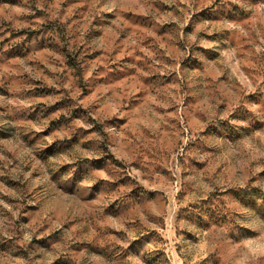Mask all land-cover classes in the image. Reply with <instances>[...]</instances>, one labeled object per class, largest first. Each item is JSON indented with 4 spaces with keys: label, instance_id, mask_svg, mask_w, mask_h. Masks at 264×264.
<instances>
[{
    "label": "rangeland",
    "instance_id": "374dc122",
    "mask_svg": "<svg viewBox=\"0 0 264 264\" xmlns=\"http://www.w3.org/2000/svg\"><path fill=\"white\" fill-rule=\"evenodd\" d=\"M0 264H264V0H0Z\"/></svg>",
    "mask_w": 264,
    "mask_h": 264
}]
</instances>
